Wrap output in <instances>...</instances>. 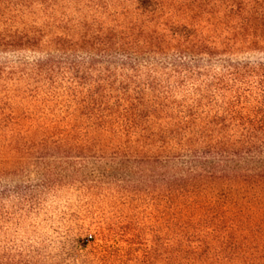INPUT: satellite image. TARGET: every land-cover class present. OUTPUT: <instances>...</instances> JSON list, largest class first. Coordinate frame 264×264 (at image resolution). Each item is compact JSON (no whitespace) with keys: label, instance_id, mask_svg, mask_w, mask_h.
Segmentation results:
<instances>
[{"label":"trees","instance_id":"trees-1","mask_svg":"<svg viewBox=\"0 0 264 264\" xmlns=\"http://www.w3.org/2000/svg\"><path fill=\"white\" fill-rule=\"evenodd\" d=\"M0 55V175L178 173L77 264H264V0H0Z\"/></svg>","mask_w":264,"mask_h":264},{"label":"rangeland","instance_id":"rangeland-1","mask_svg":"<svg viewBox=\"0 0 264 264\" xmlns=\"http://www.w3.org/2000/svg\"><path fill=\"white\" fill-rule=\"evenodd\" d=\"M38 57L0 55V63ZM9 115L0 110V124ZM83 168L75 173H1V254L12 251L14 261L33 264H77L76 258L88 256L93 245L87 241L96 238L95 224L119 219L137 225L150 244L162 228L159 190L165 177L178 173H101L91 163Z\"/></svg>","mask_w":264,"mask_h":264}]
</instances>
